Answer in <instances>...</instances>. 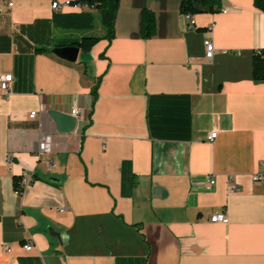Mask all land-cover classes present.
<instances>
[{
    "label": "crops",
    "instance_id": "0c3cea01",
    "mask_svg": "<svg viewBox=\"0 0 264 264\" xmlns=\"http://www.w3.org/2000/svg\"><path fill=\"white\" fill-rule=\"evenodd\" d=\"M182 1L120 0L113 39L71 63L53 51L78 31L58 16L94 10L0 0V264H264V12L221 0L190 28ZM75 109L76 130L58 132L49 112Z\"/></svg>",
    "mask_w": 264,
    "mask_h": 264
},
{
    "label": "trees",
    "instance_id": "16d2710c",
    "mask_svg": "<svg viewBox=\"0 0 264 264\" xmlns=\"http://www.w3.org/2000/svg\"><path fill=\"white\" fill-rule=\"evenodd\" d=\"M120 0H74L71 7L82 6L94 10L101 18V24L106 30L104 37H82L80 39L61 40L55 47L76 46L82 53H89L102 40H111L114 37L115 21ZM255 7L264 12V0H254ZM200 5L202 9L198 8ZM221 8V0H183L180 13L183 15H196L204 12L216 13ZM94 15L92 13L68 14L58 16L57 25L64 30L85 31L93 28ZM156 32V20L151 11L142 12V37L152 38ZM253 78L264 81V52L253 58ZM19 180H14L15 189L19 188Z\"/></svg>",
    "mask_w": 264,
    "mask_h": 264
},
{
    "label": "built area",
    "instance_id": "2783aa9c",
    "mask_svg": "<svg viewBox=\"0 0 264 264\" xmlns=\"http://www.w3.org/2000/svg\"><path fill=\"white\" fill-rule=\"evenodd\" d=\"M74 0H52V8L54 10H59V9H64V8H69L71 7V3ZM76 7H82V6H76ZM187 19L190 20V28L193 26V21H192V15H186ZM204 47H205V52H206V60L207 61H212L215 55V46L212 42L211 39H206L204 41ZM11 82L12 79L10 76H4L0 78V97H8L11 93ZM36 112H32L30 117L34 118L36 116ZM76 118L80 116V111L78 109H75L72 113ZM217 137V132H211L208 135V140L213 142ZM50 138L44 137L42 141L39 144V155L43 156L46 153L50 152ZM264 179L263 175H257L254 177V181H262ZM33 185V178L30 174L24 173L19 180V188L16 189V193L18 195H23L24 192L31 186ZM216 185V181L212 178H209L206 180V189L208 191H211L214 186ZM210 221L212 223H221L227 225L229 223L228 217L224 213H217L211 216ZM24 249L27 252L32 251L33 245L32 244H27L24 246Z\"/></svg>",
    "mask_w": 264,
    "mask_h": 264
},
{
    "label": "water",
    "instance_id": "95a60500",
    "mask_svg": "<svg viewBox=\"0 0 264 264\" xmlns=\"http://www.w3.org/2000/svg\"><path fill=\"white\" fill-rule=\"evenodd\" d=\"M80 52V49L76 46L56 47L53 51L58 58L71 63L77 62ZM49 115L54 120L57 131L60 133H72L78 126V120L75 117L56 111H50Z\"/></svg>",
    "mask_w": 264,
    "mask_h": 264
},
{
    "label": "rangeland",
    "instance_id": "374dc122",
    "mask_svg": "<svg viewBox=\"0 0 264 264\" xmlns=\"http://www.w3.org/2000/svg\"><path fill=\"white\" fill-rule=\"evenodd\" d=\"M94 23L93 28L91 30H85V31H78L76 34L73 35V37L69 38H75L80 39L82 37H95V38H101L106 34V30L101 24V18L98 13L94 12ZM85 57L84 53L80 55V60Z\"/></svg>",
    "mask_w": 264,
    "mask_h": 264
}]
</instances>
